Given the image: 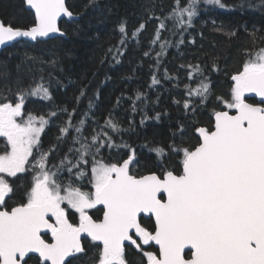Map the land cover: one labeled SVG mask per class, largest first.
Masks as SVG:
<instances>
[{
  "label": "snow or ice",
  "instance_id": "snow-or-ice-1",
  "mask_svg": "<svg viewBox=\"0 0 264 264\" xmlns=\"http://www.w3.org/2000/svg\"><path fill=\"white\" fill-rule=\"evenodd\" d=\"M199 2L172 0L167 14L155 17L158 24L149 44H159L157 58L171 45L162 35L170 30L168 21L182 35L192 26ZM203 2L229 7L223 0ZM25 3L34 11V22L16 28L0 21V45L17 38L36 41L52 33L64 35L57 20L73 16L65 0ZM95 3L89 0L90 5ZM260 7L264 8V0ZM153 18L154 14L148 17ZM145 27L140 23L129 34L126 22H121L120 46H126L129 39L139 43ZM251 36L255 43V31ZM260 40L264 42V37ZM244 56L241 68L231 75L228 96L216 97L223 107L213 109L211 125L193 124L194 143L184 142L185 126L181 124L171 143L152 145L149 150L163 169L147 175L133 172L135 150L126 143H115L113 134L121 132L120 122L111 113L103 124L93 118L100 97L98 91L89 96L88 85L79 89L75 106L56 105L40 114L26 111V103L32 97L52 103L50 84L45 85L43 76L27 86L17 78L15 91L7 85L0 89V137L6 140L0 153V264H74L84 257L86 264H130L126 242L140 254V264H264V47L254 53L245 49ZM50 63L55 66V61ZM187 67L188 79H199V84L185 85L186 116L195 115L197 99L204 106L211 95L203 69ZM8 75L7 71L0 73L5 78ZM159 83L153 75L152 85ZM249 93L259 101L247 102ZM143 96L145 93H137L138 100ZM84 99L87 107L81 111ZM58 116L66 119L45 148L42 134ZM159 116L157 113L155 118ZM145 119L149 117L144 116L141 124ZM89 120L93 125L90 132ZM177 135L182 138L180 143ZM117 147L129 149L126 158L119 153L105 157L101 152ZM169 155L178 164L167 166L164 158ZM26 172L31 173V180L22 186L9 179H19L17 174ZM84 179L90 185L88 191L81 186ZM18 193L19 198L14 199ZM98 205L102 206V219L89 214ZM69 211L78 214V223L70 220ZM141 214L153 218L154 224H142ZM42 233L50 234V239ZM82 234L91 243H82ZM153 245L158 252L148 250Z\"/></svg>",
  "mask_w": 264,
  "mask_h": 264
},
{
  "label": "trees",
  "instance_id": "trees-1",
  "mask_svg": "<svg viewBox=\"0 0 264 264\" xmlns=\"http://www.w3.org/2000/svg\"><path fill=\"white\" fill-rule=\"evenodd\" d=\"M223 2L229 7L222 9L200 0L192 26L187 27L182 35L174 23L168 21L170 30L164 31L162 35L171 41V45L157 58L160 46L150 45L149 40L158 24L155 17L166 15L172 0H96L95 6L90 5L89 0H67V8L78 18L60 21L59 28L64 36L32 42L21 40L0 50V73L7 71L9 74L6 78L0 76V89L7 85L15 91L17 78L27 86L34 79L40 82L43 76L45 85L50 84L52 103L38 97H32L26 103V111L40 114L47 113L56 105L69 109L75 106L79 89L88 85L89 96L98 91L100 97L95 101L93 118L103 124L111 113L121 127L119 134H113L115 143H126L135 150L137 162L132 165L134 174L161 173L163 165L157 166L159 162L149 150L150 147L171 143L173 133L177 132L181 124L185 126L184 142L194 143L193 124L211 125L213 109L220 110L223 107L216 97L228 96L231 75L241 68L245 59L244 50L254 53L264 47V42L260 40V37H264V8L260 7L261 0ZM249 4L255 6L249 7ZM150 14H154L151 20L148 19ZM0 20L6 25L25 28L32 25L34 16L23 0H0ZM121 22H126L129 34L140 23L146 24L138 36L139 43L129 39L126 46H120ZM253 31L256 33L255 43L251 36ZM180 40L183 43L178 44ZM109 49L112 51L109 52ZM150 49V55L145 57L144 52ZM118 52L122 54L118 55ZM26 56L36 59L27 60ZM157 59L160 60L159 65L156 64ZM52 61H55V66L50 63ZM189 64L199 65L203 69L204 76L210 81L211 95L204 106L199 105L197 99L195 115L186 116L183 108L185 85L197 87L199 84V79H188ZM213 65L218 70H214ZM153 75L160 81L159 84L152 85ZM166 75L169 78H165ZM138 92L145 93V96L138 100ZM174 99L181 103L175 104ZM86 107L87 99H84L80 105L81 111ZM134 107L136 111H133ZM157 113L160 114L159 119L155 118ZM144 116L149 119L141 124ZM64 119L65 116L56 117L46 129V134H42L45 148L55 139L58 125ZM92 126L89 120V132ZM175 139L180 143L182 138L177 135ZM5 145L0 142V153L4 151ZM63 151H67L66 146ZM101 152L105 157L119 153L126 158L129 149L103 148ZM164 159L167 166L178 164V159L172 155ZM18 177L10 180L15 179V183L22 186L31 180V173L18 174ZM81 186L85 191L90 190L87 179L81 182ZM18 198L19 193L14 199ZM12 203L9 201V204ZM98 213L99 208L91 211L93 217H97ZM69 216L76 222L77 214L69 211ZM140 220L146 226L153 225L150 219ZM85 242L91 243L90 240L82 241ZM148 250L154 251L156 248L152 246ZM126 259L130 264H140V254L132 247L126 246ZM86 261L87 257H84L74 264H86Z\"/></svg>",
  "mask_w": 264,
  "mask_h": 264
},
{
  "label": "water",
  "instance_id": "water-1",
  "mask_svg": "<svg viewBox=\"0 0 264 264\" xmlns=\"http://www.w3.org/2000/svg\"><path fill=\"white\" fill-rule=\"evenodd\" d=\"M66 1L67 0H65V5H66ZM23 3H24V5H25V7L27 8V9H29V7L26 5V3H25V0H23ZM67 7V6H66ZM30 11H31V13L33 14V16H34V11L33 10H31V9H29ZM78 18V15H76V14H73V16L70 18V17H66V16H61V17H59L58 18V20H57V25H58V27H59V23H60V21L61 20H70V19H77ZM1 21V20H0ZM16 28H23V27H16ZM60 29V28H59ZM62 32V31H61ZM57 35H59V36H64V35H60V33L58 32V33H52V34H49V37H40V38H37V40H44V39H49V38H52V37H55V36H57ZM21 40H25V41H28V42H32V40H30L29 38H17V40H15V41H11V42H6V44H4V45H0V50H2V49H4V48H6V47H8V46H10V45H12V44H14V43H17V42H19V41H21ZM247 95H249V96H252V97H254L255 98V100H256V102H258L259 101V97H257V96H255V94L254 93H249V94H247ZM248 102V101H247ZM250 103V102H249ZM147 174H149V173H146V174H144V175H147ZM101 208H102V206H101ZM102 216H103V212H102ZM102 216H101V218L100 219H102ZM141 217H149V216H147L146 214H141ZM152 220H153V224H154V219L152 218ZM46 233H42V236L43 235H45ZM84 239V234H82V240ZM126 245H127V242H126ZM153 247L154 248H156L157 249V251H158V246H155V245H153ZM186 252H188V250L186 249L185 250ZM33 255H35V254H33Z\"/></svg>",
  "mask_w": 264,
  "mask_h": 264
},
{
  "label": "flooded vegetation",
  "instance_id": "flooded-vegetation-1",
  "mask_svg": "<svg viewBox=\"0 0 264 264\" xmlns=\"http://www.w3.org/2000/svg\"><path fill=\"white\" fill-rule=\"evenodd\" d=\"M246 100L248 101V102H250V103H257L256 102V100H255V98L254 97H252V96H249V95H247L246 94ZM0 142H3V144H5V140L3 139V137H0ZM19 174H22V173H19ZM18 175V174H17ZM9 179H11V178H9ZM99 208V213H98V215H97V217H93L92 216V214H91V211L93 210V209H91V210H89V214L94 218V219H100L101 218V216H102V208H101V206H97V208L95 209V210H97ZM69 218H70V220H71V217L69 216ZM141 218H145V217H140V219ZM146 219H150L151 221H152V223H153V220H152V218H150V217H146ZM72 221V220H71ZM73 222V221H72ZM75 223H78V218H77V220H76V222ZM44 236V238L45 239H50V234H45V235H43ZM84 240V239H83ZM82 240V241H83ZM127 246V245H126ZM154 251H157V249L156 250H154ZM158 252V251H157ZM189 256H190V252L188 251V252H186Z\"/></svg>",
  "mask_w": 264,
  "mask_h": 264
},
{
  "label": "rangeland",
  "instance_id": "rangeland-1",
  "mask_svg": "<svg viewBox=\"0 0 264 264\" xmlns=\"http://www.w3.org/2000/svg\"><path fill=\"white\" fill-rule=\"evenodd\" d=\"M4 139V138H3ZM5 140V139H4ZM6 141V140H5ZM5 144H6V142H5ZM2 153V152H1ZM19 174V173H18ZM77 216H78V214H77ZM77 216H76V218H77Z\"/></svg>",
  "mask_w": 264,
  "mask_h": 264
}]
</instances>
